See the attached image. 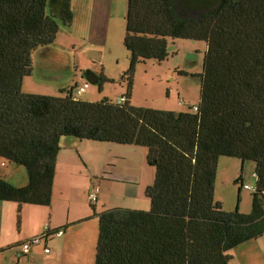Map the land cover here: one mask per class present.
Segmentation results:
<instances>
[{"label":"trees","instance_id":"trees-1","mask_svg":"<svg viewBox=\"0 0 264 264\" xmlns=\"http://www.w3.org/2000/svg\"><path fill=\"white\" fill-rule=\"evenodd\" d=\"M72 21L71 0H0V158L27 175L20 187L0 178V201L51 204L63 137L140 146L154 169L149 210L94 213V264H230L233 250L264 235V0H127V76L165 61L168 39L206 43L200 101L185 113L134 106L130 90L123 103L81 100L78 84L61 97L23 93L34 51ZM221 158L255 164L249 214L215 200Z\"/></svg>","mask_w":264,"mask_h":264},{"label":"rangeland","instance_id":"rangeland-1","mask_svg":"<svg viewBox=\"0 0 264 264\" xmlns=\"http://www.w3.org/2000/svg\"><path fill=\"white\" fill-rule=\"evenodd\" d=\"M71 7L74 14L71 26H60L53 44L34 51L33 70L26 78L30 91L42 93L34 95L65 96L75 83L81 85L84 81L89 88L80 98L92 100L88 102L104 98L115 101L130 90L132 104L137 107L185 113L199 104L201 84L197 77L202 73L204 41L168 39L169 56L165 61L140 63L129 77L126 75L129 54L123 45L127 0H71ZM88 72L102 74L106 80L100 86ZM227 160L232 163L227 172L233 178L232 183L228 186L223 183L227 177L222 175L224 169L219 166L215 197L222 200L225 210L238 209L242 214H249L253 192L240 190L241 183L235 180L242 178L243 184L255 187V164L233 158L221 161ZM13 167L7 164L3 172L11 171L9 174L13 177ZM239 248L232 264H251L256 257L251 244Z\"/></svg>","mask_w":264,"mask_h":264},{"label":"crops","instance_id":"crops-1","mask_svg":"<svg viewBox=\"0 0 264 264\" xmlns=\"http://www.w3.org/2000/svg\"><path fill=\"white\" fill-rule=\"evenodd\" d=\"M26 78L22 82L23 93L42 94L30 91L31 85ZM146 155L147 150L140 146L61 138L51 204L38 206L0 201V264H94L98 237V218L94 213L100 214L112 208L147 211L150 207L145 190L153 182L154 169L147 162L145 165ZM225 159L219 160L218 167H223L222 175L227 177L223 183L228 186L233 179L227 176L232 163L221 161ZM7 164L14 166L13 177L9 174L11 171L3 172ZM7 164L0 158V178L17 187L24 186L27 183L25 170L12 163ZM17 177H20L18 181ZM217 179L218 170L216 182ZM96 185L100 194L92 205L88 196ZM215 200L224 207L220 198L215 197ZM46 229L50 232L63 230V234L51 235L32 247L29 254L23 255L22 243L40 236ZM262 239L264 235L240 245L251 244V251L256 256L251 264H264ZM239 247L229 254L230 264L235 254L240 252Z\"/></svg>","mask_w":264,"mask_h":264},{"label":"built area","instance_id":"built-area-1","mask_svg":"<svg viewBox=\"0 0 264 264\" xmlns=\"http://www.w3.org/2000/svg\"><path fill=\"white\" fill-rule=\"evenodd\" d=\"M89 88V85L87 82H83L81 85H78L75 87L74 91H73V95H75L76 97L81 96L83 93H85L87 91V89ZM125 101V97L121 96L117 99L118 103H123ZM242 189L246 190V191H250V192H254L255 191V187H251L249 185H242ZM99 194H100V189L99 187L93 186L92 190L89 193L88 199L90 204L94 205L99 198ZM62 231H58V235H61ZM45 238V236H35L33 238H31L28 241H25L24 243H22L21 245V253L23 255H26L30 252L31 248L39 245L42 240ZM48 249H45V252H48Z\"/></svg>","mask_w":264,"mask_h":264},{"label":"clouds","instance_id":"clouds-1","mask_svg":"<svg viewBox=\"0 0 264 264\" xmlns=\"http://www.w3.org/2000/svg\"><path fill=\"white\" fill-rule=\"evenodd\" d=\"M241 188H242V186H241Z\"/></svg>","mask_w":264,"mask_h":264}]
</instances>
